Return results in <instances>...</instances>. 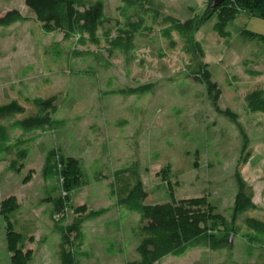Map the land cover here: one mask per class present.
<instances>
[{
  "label": "rangeland",
  "instance_id": "obj_1",
  "mask_svg": "<svg viewBox=\"0 0 264 264\" xmlns=\"http://www.w3.org/2000/svg\"><path fill=\"white\" fill-rule=\"evenodd\" d=\"M209 1L149 0L159 9L158 21L135 38V59L126 64L118 52L110 56L105 47L72 46L61 31L43 32L24 0H0V14L17 8L28 16L0 27V104L18 99L30 112L29 98L57 95L56 117L62 121L53 129L14 132L26 139L28 151L18 170L10 171V159L0 158V203L10 200L7 207L15 208L11 228L0 215V264H59L60 232L50 222L49 194L67 196L63 223L84 230V253L76 254V264L136 261L139 216L118 207L110 193L113 171L132 164L149 192L146 203L199 199L210 207L209 230L228 237L223 250L199 245L157 264H264V236L234 229L248 218V211L235 207L238 174L254 204L250 215L264 219V113L250 112L244 102L248 91L264 90V19L240 11L225 27L229 34L219 36L213 14L190 32L188 50L176 34L173 48L161 34L164 15L182 21L202 17ZM104 3L108 16L120 15V0ZM74 47L98 51L102 59L75 56ZM199 68L208 69L219 88L216 102L206 82L191 79ZM144 84L151 90L138 98L110 93ZM226 108L239 119L227 116ZM50 150L59 168L65 165L60 155L76 160L73 188L65 190L62 178L44 179ZM101 210L107 211L86 218Z\"/></svg>",
  "mask_w": 264,
  "mask_h": 264
},
{
  "label": "trees",
  "instance_id": "obj_2",
  "mask_svg": "<svg viewBox=\"0 0 264 264\" xmlns=\"http://www.w3.org/2000/svg\"><path fill=\"white\" fill-rule=\"evenodd\" d=\"M120 1L122 5L120 15L117 17H110L106 14L104 0H24V4L33 13L34 19L39 23L43 32L61 31L62 39L73 41L72 46L74 44L92 45L97 49L105 47L110 56L118 52L124 56V62L130 64L135 59L137 50L135 38L143 32L152 31L159 18V9L149 6V0ZM212 1H209L202 17L194 14L183 21L172 15L162 17L161 34L170 47H175L178 42L174 39V34H176L186 47L185 50H188V43H191L190 32L213 14L216 15L214 30L219 36L229 34L225 27L229 21L235 19L240 11H246L264 19V0H221L215 8H211ZM26 20L28 16L23 15L17 8H11L0 14V27H7ZM111 21L114 22L113 25L107 26ZM244 32L248 36L263 37L252 31L245 30ZM195 45L200 49L198 42H195ZM72 52L75 56H92L96 60L102 59L98 51L77 50L74 47ZM104 66L109 67L110 63L105 61ZM250 73L256 75L259 71L251 70ZM190 77L198 83L206 82L213 94V100L215 102L218 100L220 90L216 83L211 81L208 69H196ZM150 90L151 87L144 84L111 90L110 93L121 94L124 97L134 95L138 98ZM244 99L246 108L250 112L264 113V90L262 88L248 91ZM28 102H31L34 109L30 112L18 99L0 104V158L10 159L8 165L10 171L18 170L21 161L28 155L27 148L23 147L26 139L14 137L16 130L27 134L40 129H53L62 122L56 117L59 112L57 95L36 96L29 98ZM224 111L231 119L235 121L239 119L236 112L228 108ZM56 155L54 150L48 152L42 167V175L45 180L50 181L62 178L64 189L69 190L75 186L78 179L79 169L76 168V160L74 158L65 160L60 155V162L65 165L59 168ZM113 174L114 182L110 183V193L116 205L133 211L139 216L138 244L135 249L138 259L130 264H157L168 255L180 256L199 245L207 246L213 251L228 247V237H217L209 230L207 222V218H211L207 209L210 208L209 205L200 203L199 199L146 203L149 192L143 187L135 165L117 168ZM237 182L239 188L235 197V207L238 210L248 211V218L244 225L237 224L234 229L238 232L244 228L247 234L256 231V234L264 236V219L250 215L254 211V204L250 196L243 191L244 182L239 174ZM53 188L55 190L56 186ZM47 197L52 202L49 211L50 222L54 229L60 232L56 258L59 264H76V254L84 253L80 250L85 239L84 230L77 223L64 225L67 196L53 197L49 194ZM10 204V200L0 203V215L6 219L8 228H11L10 214L15 209L13 206L9 209ZM106 211H93L86 218H97Z\"/></svg>",
  "mask_w": 264,
  "mask_h": 264
},
{
  "label": "water",
  "instance_id": "obj_3",
  "mask_svg": "<svg viewBox=\"0 0 264 264\" xmlns=\"http://www.w3.org/2000/svg\"><path fill=\"white\" fill-rule=\"evenodd\" d=\"M220 2H221V0H213L211 3V7L215 8Z\"/></svg>",
  "mask_w": 264,
  "mask_h": 264
}]
</instances>
